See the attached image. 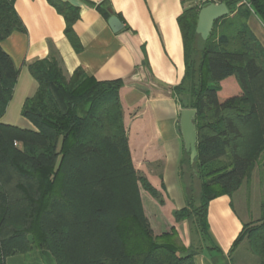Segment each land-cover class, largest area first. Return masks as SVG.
I'll return each mask as SVG.
<instances>
[{
	"label": "trees",
	"instance_id": "16d2710c",
	"mask_svg": "<svg viewBox=\"0 0 264 264\" xmlns=\"http://www.w3.org/2000/svg\"><path fill=\"white\" fill-rule=\"evenodd\" d=\"M49 1L79 47L75 9ZM219 2L229 14L207 40L196 32L202 6L179 18L186 74L176 93L184 108L197 110L198 130L195 162L189 153L184 162L201 192L198 204L188 196L174 217L205 238L210 200L235 192L264 156V47L248 26L252 12L264 22V0ZM14 4L0 0V264L35 249L55 264H195L196 251L175 228L156 236L145 213L141 189L160 195L132 158L122 80L98 81L81 67L68 78L55 56L40 59L30 65L38 88L21 110L33 128L2 122L19 76L2 41L24 29ZM244 238L264 264V201L258 223L245 225L235 244Z\"/></svg>",
	"mask_w": 264,
	"mask_h": 264
},
{
	"label": "crops",
	"instance_id": "0c3cea01",
	"mask_svg": "<svg viewBox=\"0 0 264 264\" xmlns=\"http://www.w3.org/2000/svg\"><path fill=\"white\" fill-rule=\"evenodd\" d=\"M60 1L76 11L73 31L79 47L66 35L65 16L49 0H15L14 7L24 29L15 30L2 41V47L12 57L19 76L2 122L33 128L21 110L38 88L30 65L40 59L55 56L68 78L81 67L98 81L122 80L120 97L133 161L138 171L162 192L163 203L159 206L167 208L173 218L169 229L164 231L174 227L182 243L193 247L195 264H260L247 238L237 244L235 241L245 225L258 223L261 213H252L240 198L236 203L235 197L240 196L237 194L242 186L250 188L254 184L257 172L264 171V156L251 178L235 192L210 200L208 238L190 220L177 221L174 217L176 210L186 206L188 196L193 195L198 204L200 193H197L201 192L200 179L196 175L194 179L191 176L186 179L182 173L187 152L180 113L185 108L176 93L186 74L179 18L186 8L203 6L201 1ZM112 15L122 21L120 31L111 28ZM248 26L264 47V22L259 15L252 12ZM141 195L143 199L142 190ZM144 209L153 228L145 204Z\"/></svg>",
	"mask_w": 264,
	"mask_h": 264
},
{
	"label": "rangeland",
	"instance_id": "374dc122",
	"mask_svg": "<svg viewBox=\"0 0 264 264\" xmlns=\"http://www.w3.org/2000/svg\"><path fill=\"white\" fill-rule=\"evenodd\" d=\"M200 1L201 0H196V3H200ZM228 160L229 158L226 156L220 160H216L215 162L211 163L210 167L211 169H215L221 166L222 164H224L225 162H227ZM184 167L185 168H184L183 173L186 179H190L191 171H190V167L187 164V162H185ZM140 174L142 173L140 172ZM255 177H256L255 182L250 188H245V186H242L240 192H238L239 194H237L240 196H236L235 201L236 203L237 201L239 202V198H240L241 201H243L248 206V208L251 209L252 213L260 214L261 213V203L262 201H264V171L260 173L257 172ZM257 177L260 179L259 181L257 180ZM187 187L190 188V185H187ZM141 190L145 194V196L143 197V200L145 202L144 204L146 208L149 211V217L152 219L153 231L155 235L161 236L165 232H171V229L173 227L170 228L169 231H164V230L169 229V225L171 224V220L173 218L171 217V215H169V210L167 208H162L159 206V203H163V202H160V198L163 199L162 192H160L157 189L160 196L156 197L143 188ZM182 190H184L183 187H182ZM199 193L200 192H198L197 194ZM158 211H161V212L157 215ZM7 264H55V260L49 252H44V251L35 249L33 252H30L25 255H16V256L10 257L7 260Z\"/></svg>",
	"mask_w": 264,
	"mask_h": 264
},
{
	"label": "water",
	"instance_id": "95a60500",
	"mask_svg": "<svg viewBox=\"0 0 264 264\" xmlns=\"http://www.w3.org/2000/svg\"><path fill=\"white\" fill-rule=\"evenodd\" d=\"M228 14L229 8L224 2H211L202 6L198 14L197 34H199L203 40H207L213 30L214 23ZM109 24L115 32L123 28L122 21L116 15H112L109 18ZM196 115L197 110L193 108L182 109L180 113V129L183 135L185 150L189 153L192 164L195 162L198 155Z\"/></svg>",
	"mask_w": 264,
	"mask_h": 264
},
{
	"label": "built area",
	"instance_id": "2783aa9c",
	"mask_svg": "<svg viewBox=\"0 0 264 264\" xmlns=\"http://www.w3.org/2000/svg\"><path fill=\"white\" fill-rule=\"evenodd\" d=\"M211 2L219 3V0H201L202 5L206 3H211Z\"/></svg>",
	"mask_w": 264,
	"mask_h": 264
}]
</instances>
